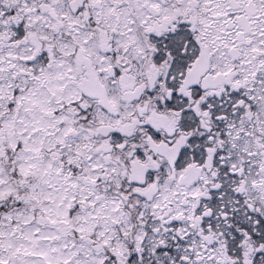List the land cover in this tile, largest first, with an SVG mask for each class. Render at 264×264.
I'll return each mask as SVG.
<instances>
[{
    "label": "snow or ice",
    "instance_id": "1",
    "mask_svg": "<svg viewBox=\"0 0 264 264\" xmlns=\"http://www.w3.org/2000/svg\"><path fill=\"white\" fill-rule=\"evenodd\" d=\"M0 264H264V0H0Z\"/></svg>",
    "mask_w": 264,
    "mask_h": 264
}]
</instances>
